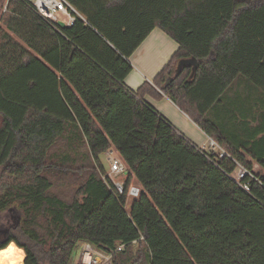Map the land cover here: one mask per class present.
Segmentation results:
<instances>
[{
	"label": "trees",
	"instance_id": "1",
	"mask_svg": "<svg viewBox=\"0 0 264 264\" xmlns=\"http://www.w3.org/2000/svg\"><path fill=\"white\" fill-rule=\"evenodd\" d=\"M67 1L80 16L57 32L0 0V213L18 212L0 221V249L15 243L24 264H70L85 242L125 244L110 264H264V0ZM155 27L178 49L130 89L129 58ZM183 59L197 65L174 74ZM146 94L225 154L194 145ZM109 149L128 170L122 194L102 179Z\"/></svg>",
	"mask_w": 264,
	"mask_h": 264
},
{
	"label": "crops",
	"instance_id": "2",
	"mask_svg": "<svg viewBox=\"0 0 264 264\" xmlns=\"http://www.w3.org/2000/svg\"><path fill=\"white\" fill-rule=\"evenodd\" d=\"M177 49L178 44L171 37L160 28H153L129 58L132 69L124 79L125 85L135 90L144 81H152ZM144 99L166 117L177 131L192 137L195 142L190 141L194 145L204 144L203 140L209 141V137L167 96L146 94Z\"/></svg>",
	"mask_w": 264,
	"mask_h": 264
},
{
	"label": "built area",
	"instance_id": "3",
	"mask_svg": "<svg viewBox=\"0 0 264 264\" xmlns=\"http://www.w3.org/2000/svg\"><path fill=\"white\" fill-rule=\"evenodd\" d=\"M37 13L39 16L49 22L54 31L60 32V22L64 26H71L76 19V16H80L78 11L67 0H23ZM57 14H60L58 17ZM65 17V19L62 18ZM209 145L214 148H219V157H222L225 152L209 138ZM109 168L106 173L102 175V179L107 184L110 182L114 185V190L118 194L124 192V183L128 176V170L125 163L119 156L112 157L111 150L105 151ZM247 171L241 170L240 177H242ZM121 178V180H119ZM141 187L138 184L131 182L126 191V202L128 199H134L139 196ZM125 244L117 243L114 250L110 252H103L95 248L91 243H82V251L80 254V264H110L111 258L114 252L119 251Z\"/></svg>",
	"mask_w": 264,
	"mask_h": 264
},
{
	"label": "rangeland",
	"instance_id": "4",
	"mask_svg": "<svg viewBox=\"0 0 264 264\" xmlns=\"http://www.w3.org/2000/svg\"><path fill=\"white\" fill-rule=\"evenodd\" d=\"M6 5V0H5V4L3 5V9ZM2 9V10H3ZM57 16L59 17L60 14H57ZM63 19H65L64 16H62ZM2 25V24H1ZM15 37V36H14ZM16 38V37H15ZM17 39V38H16ZM166 118V117H165ZM167 119V118H166ZM168 120V119H167ZM0 124H1V119H0ZM173 125V124H172ZM177 129V128H176ZM179 131V130H178ZM179 133H181V131H179ZM183 135V133H181ZM185 138L191 140V141H194V139L192 137H188L187 135H183ZM195 142V141H194ZM204 144H201V145H198L197 147L200 148V149H203V150H208L210 148L209 146V142L208 140H203ZM198 143V142H196ZM78 149V148H77ZM111 150V156L112 157H116L118 156L116 151L114 149H110ZM100 158V161L102 163V165L104 166L105 168V171L104 173L107 172L108 168H109V163H108V160H107V155L106 153H102L100 154L99 156ZM258 166L255 164L254 165V169H258L257 168ZM241 168H237L235 169V171L233 172L232 176L238 180L240 178V174H241ZM102 173V174H104ZM67 180V178H64V181ZM119 180H121V178H119ZM133 183L135 184H138L135 180L132 181ZM139 185V184H138ZM140 186V185H139ZM58 194H62V195H65V194H69L72 192V188L68 185H64L62 184L61 186H56L55 189H54ZM126 209L129 208L130 206V199H128V202L126 203ZM16 216H18V212L14 213ZM14 214L12 213H7V214H4V213H0V221L4 222V223H12L14 222L15 218H14ZM81 251H82V243H78V245L76 246L74 252H73V255H72V258H71V262L70 264H80V254H81Z\"/></svg>",
	"mask_w": 264,
	"mask_h": 264
},
{
	"label": "bare ground",
	"instance_id": "5",
	"mask_svg": "<svg viewBox=\"0 0 264 264\" xmlns=\"http://www.w3.org/2000/svg\"><path fill=\"white\" fill-rule=\"evenodd\" d=\"M25 253L15 243H9L5 248L0 249V264H23Z\"/></svg>",
	"mask_w": 264,
	"mask_h": 264
},
{
	"label": "water",
	"instance_id": "6",
	"mask_svg": "<svg viewBox=\"0 0 264 264\" xmlns=\"http://www.w3.org/2000/svg\"><path fill=\"white\" fill-rule=\"evenodd\" d=\"M59 24L61 27H64V24L62 22H60ZM192 64L194 66H196L197 60L196 59H183V60L179 61L177 66H176L174 74H177L181 70L183 65H192ZM23 264H24V260H23Z\"/></svg>",
	"mask_w": 264,
	"mask_h": 264
}]
</instances>
